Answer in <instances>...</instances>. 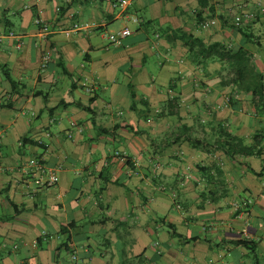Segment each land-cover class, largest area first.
Returning a JSON list of instances; mask_svg holds the SVG:
<instances>
[{
	"label": "crops",
	"instance_id": "crops-1",
	"mask_svg": "<svg viewBox=\"0 0 264 264\" xmlns=\"http://www.w3.org/2000/svg\"><path fill=\"white\" fill-rule=\"evenodd\" d=\"M206 1L0 0V264H264V108L197 88L178 36L244 47L264 82V0Z\"/></svg>",
	"mask_w": 264,
	"mask_h": 264
},
{
	"label": "trees",
	"instance_id": "trees-1",
	"mask_svg": "<svg viewBox=\"0 0 264 264\" xmlns=\"http://www.w3.org/2000/svg\"><path fill=\"white\" fill-rule=\"evenodd\" d=\"M198 3L202 7L206 6L207 1L198 0ZM222 17L220 15V18ZM244 22L242 21L239 26H233L239 30L246 41H252L253 35L245 31L246 25ZM178 36L182 40L183 46L187 49L189 60L197 67L198 74L206 78L216 76L219 78L218 84L220 86L234 85L237 91L249 92L256 112H262L264 108L263 74L258 71L247 49L242 46L230 48L219 41L205 43L201 38L187 33H180ZM211 63H218L219 68L213 71L209 70ZM3 71L4 76L10 78L6 68ZM200 85L204 87L206 83L201 82ZM131 100L133 102L134 93H131ZM178 100L179 97L176 96L173 100H169L166 105L168 108L169 106L172 108V101L175 102ZM131 107L133 109L136 108L134 102L131 104ZM84 109L88 110V107H84ZM168 111L172 110L170 109ZM179 130L180 133H187L186 138L189 139L191 138V131L194 130V126L182 124ZM217 133L218 137L215 139L217 146L222 148L225 153L232 154L233 151L231 149L236 148V143H232L235 140H240V138L227 132L222 125L218 127ZM243 149L244 154L253 153L251 151L252 147H244ZM205 171L207 172V170Z\"/></svg>",
	"mask_w": 264,
	"mask_h": 264
},
{
	"label": "built area",
	"instance_id": "built-area-1",
	"mask_svg": "<svg viewBox=\"0 0 264 264\" xmlns=\"http://www.w3.org/2000/svg\"><path fill=\"white\" fill-rule=\"evenodd\" d=\"M119 4L120 6H124L127 4V0H119ZM248 18H243V16H241L240 14H234L233 16V20H232V23L234 26H239L242 21H245L247 20ZM37 22H39L37 20ZM215 24V19H206L204 20L202 23H201V27L202 28H208L212 25ZM84 25L82 24H78V23H75L74 24V27H82ZM131 31L129 28L125 27V28H122L116 32H109L107 33V38L110 40V42L112 43H115V44H120L121 41L127 37L128 35H130ZM8 35L10 36H14V34L12 32H9ZM17 46H20V41H17ZM48 57L45 56L44 58V61H47ZM58 181V176L55 174V172H50V174L48 175V178H47V184L48 185H53L55 184L56 182Z\"/></svg>",
	"mask_w": 264,
	"mask_h": 264
},
{
	"label": "rangeland",
	"instance_id": "rangeland-1",
	"mask_svg": "<svg viewBox=\"0 0 264 264\" xmlns=\"http://www.w3.org/2000/svg\"><path fill=\"white\" fill-rule=\"evenodd\" d=\"M119 24L118 23H116V24H114V26L113 27H117ZM217 65L214 63V64H210L209 65V70H213V68L214 67H216ZM218 69V68H217ZM216 70V69H215ZM199 76H200V74H197V88H203L200 84H199ZM204 110H206L205 108H203ZM194 121V124H197V116H196V118L193 120ZM179 122V121H178ZM195 134V138L197 137V127H196V131L194 132ZM198 133H199V131H198ZM205 134V133H204ZM203 139H207L205 136L203 137Z\"/></svg>",
	"mask_w": 264,
	"mask_h": 264
}]
</instances>
